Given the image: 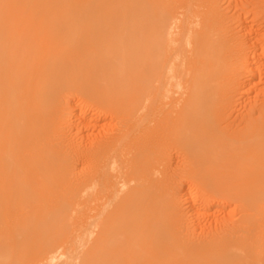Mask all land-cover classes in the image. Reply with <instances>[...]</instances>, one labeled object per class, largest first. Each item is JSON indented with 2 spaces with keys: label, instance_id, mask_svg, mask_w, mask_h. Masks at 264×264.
Segmentation results:
<instances>
[{
  "label": "bare ground",
  "instance_id": "bare-ground-1",
  "mask_svg": "<svg viewBox=\"0 0 264 264\" xmlns=\"http://www.w3.org/2000/svg\"><path fill=\"white\" fill-rule=\"evenodd\" d=\"M0 264H264V0H0Z\"/></svg>",
  "mask_w": 264,
  "mask_h": 264
},
{
  "label": "rangeland",
  "instance_id": "rangeland-1",
  "mask_svg": "<svg viewBox=\"0 0 264 264\" xmlns=\"http://www.w3.org/2000/svg\"><path fill=\"white\" fill-rule=\"evenodd\" d=\"M250 95V96H249ZM249 97H251L252 95H254L253 93H252V95H251V93H249ZM176 99V98H175ZM240 110H242V109H240ZM243 111V110H242ZM63 112L64 111H62V114H63ZM241 112V111H240ZM96 133V132H95ZM225 211H224V214L225 215H228L229 216V218L230 219H232V220H237V218L239 217V215H238V213H239V210L238 209H235V206L234 205H232L231 206V208L229 207V208H225L224 209ZM228 211H229V214H227L228 213ZM231 211H234V212H231ZM218 213V212H217ZM217 213H215V215L214 216H216V217H213V218H219V216H221V215H224L223 213L221 214V212H219L218 214ZM233 213V214H232ZM218 215V216H217ZM233 215V216H232ZM223 217V216H222ZM205 219V218H204ZM210 218H208V219H205V220H207V221H204L205 222V224H207V222L209 223L210 222V220L212 219V217H211V219L209 220ZM203 222V220H202V223L201 224H203L204 223ZM204 225V224H203Z\"/></svg>",
  "mask_w": 264,
  "mask_h": 264
}]
</instances>
